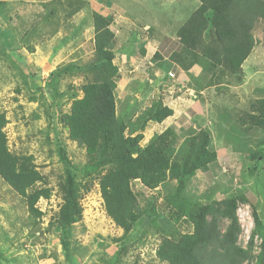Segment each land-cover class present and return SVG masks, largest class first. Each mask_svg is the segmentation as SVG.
<instances>
[{
    "label": "trees",
    "instance_id": "obj_1",
    "mask_svg": "<svg viewBox=\"0 0 264 264\" xmlns=\"http://www.w3.org/2000/svg\"><path fill=\"white\" fill-rule=\"evenodd\" d=\"M198 1L197 8L173 32L179 48L171 52L166 62L159 51L150 60L160 67L167 63V69L177 65L186 71L201 65V79L196 80L194 89L200 92L212 87L216 97L231 99L229 104L235 106L240 99L232 88L245 82L244 65L263 43L254 31L264 22V0ZM8 4L0 0V38L10 32L7 27H19L16 15L7 14ZM92 20V55L84 58L80 54L77 59L59 63L43 86L35 82L30 97L32 102L45 107L48 128L54 131L56 150L63 166L57 183L62 202L45 229L57 234L65 258L69 259L79 250L73 243V227L83 219L81 199L96 183L107 215L124 230L125 236L137 225L152 226V215L141 204V200L146 199L134 188L139 182L150 190L165 188L163 200L171 216L185 218L192 224V231L179 238H175L173 232L160 236L156 247L159 264H264V221L256 210L249 244L247 247L239 244L242 226L237 211L240 203L249 202L246 195L229 193L218 199L213 191L198 196L189 189L199 170L211 173L212 165L217 162L218 152L207 118L198 116L202 120L194 121L197 127H191L181 141L177 131L167 127L143 145L148 123H162L174 110L158 98L139 114V110H135L129 118L119 115L116 90L120 69L115 62L113 17L93 10ZM27 49L31 53L35 51L32 45ZM141 51L146 53L144 47ZM0 53L4 51L0 49ZM10 62L20 68L14 60ZM167 69L166 77L170 76ZM19 73L27 85V76L21 69ZM75 78L81 82L71 83ZM245 104L238 118L243 132L251 135L245 137L242 148L256 162L264 154V97L247 99ZM8 123L6 112H0V177L25 199L32 231L41 224L44 215L38 202L41 198H50L53 188L48 185V177L38 169L32 153H16L10 149ZM63 130L67 131L70 141L84 150L83 162H75L70 156L61 137ZM217 130L225 135L229 144H235L234 135L231 137V133L221 127ZM161 219L164 226L171 222L162 215ZM256 234L261 238L257 254L253 253ZM120 255L121 251L113 253L105 263L120 264ZM0 261L13 264L1 250Z\"/></svg>",
    "mask_w": 264,
    "mask_h": 264
},
{
    "label": "rangeland",
    "instance_id": "obj_2",
    "mask_svg": "<svg viewBox=\"0 0 264 264\" xmlns=\"http://www.w3.org/2000/svg\"><path fill=\"white\" fill-rule=\"evenodd\" d=\"M102 1L108 3V0ZM112 2L124 6L131 14L118 8L123 12L119 21L121 25L125 23L124 25H127L129 30L134 29L135 31H141L143 27H150L152 29L150 34L155 33L158 37L162 36L160 33H166L167 36L173 35L178 26L191 15L199 4L198 0H114ZM92 3L91 0H15L7 6L10 8V10H6L7 14L17 16L16 21L19 27H13V29L7 27V32H10L8 35H1L2 38H0V49L4 51L3 54L0 53V112L5 111L9 119L6 132L10 149L16 153H32L35 156L38 169L48 177V185L53 188L50 198L41 199L38 202L44 215L41 224L35 229L32 228L31 231L29 223L32 221L28 216L25 199L0 177V250L13 264H107L105 259L118 251H121L122 262L120 264H159L156 247L160 236L173 232L174 237L179 238L182 234L192 231V224L185 218L178 219L171 216V212L163 200L166 193L165 188L158 187L150 190L139 182H136L134 188L143 194L146 200H141V204L152 215V226L148 228L137 225L129 235L125 236L124 230L107 215L99 185L96 183L91 191L85 193L81 199L84 208L83 219L73 227V243L75 247L79 246L80 250L78 254H74L77 257L71 255L69 259H66L57 234L45 229L49 221L57 214L62 202L57 183L63 173V166L56 150L54 131L48 128L45 107H40L38 102H32L30 97L32 91L35 90V82L39 83L40 80V85L43 86L51 66L56 65L57 61L59 64L69 61L71 58L77 59L80 54L84 58L92 55L94 35L93 25L89 22L92 19V8H94ZM115 7L113 6V9ZM120 27L125 28L124 26ZM59 29L60 32H58ZM115 29H118V32L120 30L118 27ZM135 31L130 32L132 38L135 36ZM254 34L263 43L257 46L256 52L246 63L248 68L245 66V79L249 78L247 82L252 83L253 80L264 87V22L259 23ZM58 36L63 37L58 39ZM44 38L45 41H43ZM143 38L141 41L144 40ZM10 43L16 44V46L12 48ZM20 43H36L39 44V47H35L34 52L36 53H31L32 51L29 49L18 47L21 46ZM115 49L119 63H121V51L138 56L141 62V66L138 60L129 62V67L135 63L136 67L132 68H137L133 72L137 78L126 88L124 87L126 80H121L116 90L118 113L124 118H129L135 110H139L137 111L139 114L143 108L153 103V100L155 101L151 95L155 90V83L150 79L154 69L149 68L151 65L147 67V59L152 54L145 55L141 48L133 45L128 49L126 47H116ZM151 50L152 48H150V52ZM11 59L15 60L19 69L27 76V85L25 80L20 78L22 74L19 73L18 67L11 64ZM253 65H255V69H253ZM122 67L127 69V64H123ZM37 69L38 72H36ZM195 69L199 71L200 67H195ZM197 71L195 74L198 76V81L201 77L200 73H196ZM187 73L185 77L188 81V75L191 72ZM172 79L173 84H170L166 91L162 88L159 91L156 90L160 93H157L156 97L165 96L169 90L174 95L173 98L177 96L174 99L177 113L171 116L167 123L176 129L181 141L191 128H189V125L191 126L190 114L195 116V112L188 110L190 107L187 106L186 101L189 100L197 110H203L200 115L207 118L218 152L217 162L212 165L211 169L213 179L209 180L210 172L204 173L199 170L192 179L189 189L192 194L198 196H204L205 192L213 191L214 196L218 199L229 193L245 194L249 202L240 203L237 213L242 226L239 244L247 247L255 228V210L264 221V154L255 162L250 159L248 151L245 152L242 148L243 141L251 135V133L243 132L242 122L238 118L241 110L246 108L247 97L244 95V89L242 86L232 88L240 99L234 106L229 104L231 99L228 100L222 96L216 97L215 89L212 87L208 90L203 89L204 93L198 95L197 98L191 97L195 94L194 92L190 94L191 91L187 88L177 89L175 86L176 83L185 85L186 80L182 79L181 75L173 74ZM75 82L79 84L81 81L75 78L71 83ZM256 82L254 84L257 85ZM148 96L150 98L146 100ZM198 99L203 100V103L201 104ZM184 109L188 115L181 111ZM193 117L192 124L194 123ZM201 120L197 119V121ZM164 124L165 122L161 125ZM218 127H221L225 132H230L231 137L234 135L235 144H229L225 135H221V132L217 130ZM157 130L156 128V132ZM61 137L64 138L72 159L75 162H83L85 159L84 150L67 138V131L63 130ZM227 138L229 139L228 136ZM230 146L234 152H231ZM238 156L241 157L238 158ZM206 175L209 177L208 179L205 178ZM147 200L151 202L147 203ZM153 205H155L154 209H152ZM161 215L171 221L168 226L163 225ZM260 245L261 238L256 234L253 238V253L257 254L260 251ZM55 251H59L57 253L61 256L54 257ZM47 255L49 257L45 259ZM87 255L89 256L86 257ZM0 264L6 263L0 261ZM245 264L253 263L245 262Z\"/></svg>",
    "mask_w": 264,
    "mask_h": 264
},
{
    "label": "crops",
    "instance_id": "obj_3",
    "mask_svg": "<svg viewBox=\"0 0 264 264\" xmlns=\"http://www.w3.org/2000/svg\"><path fill=\"white\" fill-rule=\"evenodd\" d=\"M5 1H7V2L10 3V2H14L15 0H5ZM42 1H44V0H42ZM91 1H93V3H92V6H94V8H92L93 10L98 11L102 15H105V16L110 15V16L113 17V21H112V24H111V28L115 31V34H116V36H115V43H114V47L115 48L116 47H120V48L126 47L128 49L132 45L134 47H137L138 46L139 48L144 47L146 49L145 55H148V53H151L152 56L154 55V53L156 51H159L163 55V59H164L165 62L168 60V56L171 54V52L173 50L179 48V42L177 41L176 37L173 36V35L167 36L166 33H160L162 36L161 37H158V36H156L155 33L154 34L151 33L152 34V36H151V34H150V31L152 30L151 28L149 30H146L145 28H147V27H143L144 29L142 28L141 31H135L134 29L129 30L126 27L127 25H124L125 23H123L121 25V23H119V21H120L122 15H123V12L119 11L118 8H120V9H122L124 11H127V13H129V14H130V12H128V10L124 6H122V5L120 6L116 2H112L114 0H108V3L107 2H103L102 0H91ZM113 6H116V7L113 9ZM92 21H93L92 19L89 20V22L91 24H92ZM1 24H2V22L0 21V25ZM120 26H124L125 28L120 27ZM116 27H118L120 29L119 32L117 31L118 29H115ZM143 30H145V31H143ZM60 31L61 30L59 29L58 32H60ZM131 31H133V32L135 31V34H134L135 36L133 38L130 36V34H131L130 32ZM139 35H141L142 38L144 37L143 39L145 41L144 40L141 41L142 38H141V36L139 37ZM62 37L63 36H61V37L58 36V39H61ZM130 39H131V44H130ZM45 40L46 39L44 38L43 41H45ZM20 44H21V46H18V47H22V48H26V49H27V46H29V45H32V46H34L36 48L39 47V44H36V43L35 44H33V43H27V44L20 43ZM15 46H16V44H12V48L15 47ZM150 48H152L151 52H150ZM121 52H122V54H121L122 55V57H121V63H119V61H118L119 58L118 57L115 59V62L117 63V65L119 66V69H120V79L118 81V85H119V82H121V80H126L125 81V86H124L126 88V87H128L130 85V83L132 81L135 80V78H137L133 74V72L136 71L137 68L136 69H133L132 68V67H136L135 66V63L134 64H131L132 67H129L130 66L129 65V62H131L132 60H135V62H137V60H138V63H139L140 66H141V62L139 61V57L138 56H132V54H130V52H125V51L124 52L121 51ZM33 53H36V52H33ZM152 56H150L149 58H151ZM251 56L248 58V60L246 61V63L248 61H250L249 59L251 58ZM149 58L147 59V62H148L147 67L151 64V67H149V68H153L154 69V73H152V75H151L152 77L151 78L148 77V76L147 77L150 78V79H152L153 82L155 83V90L153 91V93L151 95H153V98H155V100L158 99V98H161L163 100L164 104L168 105L169 107H171L174 110V114L177 113V107L175 106V103H174V99H176L177 96H175L176 98H173L174 95L171 94V90L168 91V94L164 92L165 93V96L160 95V96H157L156 97L157 93H159V92H156V90L159 91V89L162 88V90L166 91V89L169 88L170 84H173V79H172L173 78V74L174 75L175 74H179V75H181V78L182 79H185L186 80L185 85H183L181 83H176L175 86H176L177 89L178 88H181V89L187 88L189 91H191L190 94H192V92L195 93L193 96H191V97H195V98H197L198 95H201V93H204V90L203 89L200 90V92H197V90L194 89V84L197 86V84L195 83L194 80H197V78H198V76H196V74H195V71H197L195 69V67H200V70L197 71L196 73H200L201 74V71H202V66L201 65H194L188 71L179 68V66H177V65H175V66L174 65L173 66L171 65V67L168 68L169 69V74L171 76L166 77V75H167V73H166L167 63H165L164 67H160V66H158V64H156V62H153V61L151 62V60H149ZM14 62H15V60H14ZM246 63L244 65V68L246 66ZM48 64H49V61H48ZM123 64H127V69L122 67ZM57 65H58V61H57L56 65L54 64V65L51 66L50 72ZM33 66H34V64H33ZM42 67H44V66H42ZM246 68H248V67L246 66ZM255 68H256L255 65H253V69H255ZM35 69H36V67H35ZM38 69H39V67H38ZM38 69L36 70V72L39 71ZM33 71L35 73V70H33ZM185 72L186 73L187 72H191L192 73V74L190 73L191 75L190 74L188 75L189 76V80L188 81H187V79L185 77V75H186ZM48 74H47V76H48ZM245 75H246V73H245ZM174 79L179 80L178 78H174ZM248 80H249V78L247 80L245 79V82L241 85L242 88L244 89V95L247 97L246 99H250V98H262V97H264V87L260 83H258L256 81H253V80H252V83H249V82H247ZM180 81H182V80H180ZM182 82H184V81H182ZM255 82L257 83V85L254 84ZM190 84H192V85H190ZM205 89L208 90V89H211V87L210 88H205ZM170 96H172V98H170ZM149 98H150V96H148L146 100H148ZM198 100L201 102V104L203 103V100H201V99H198ZM177 103L179 105V98L177 100ZM151 104L152 103H150L148 106H150ZM186 104H187V106L190 107V109H188L189 111L195 112V116L194 117H193L194 114H190L191 115L190 116L191 126L189 125V128L190 127L195 128V127H197V123L194 122L192 124V117H193V121H197V119L200 120V118H198V116H203V115H200V112H203V110L202 109L201 110H197L192 105V102H189V100L186 101ZM139 105L141 107V104H139ZM148 106H146V107H148ZM145 108H143V109H145ZM201 108H202V105H201ZM207 110H208V107H207ZM181 111H183L184 114H187L186 111H185V109L184 110H181ZM168 119L170 120L171 119V116H169L167 119H165L162 123H156V122H152V121L149 122L148 125L146 126L145 131H144V136L145 137H144V140L142 141V144L143 145L146 144L155 133H160L165 128H167V127H172L174 130H176L173 126H171L169 123H167ZM164 122H165V124L162 126L161 124H163ZM156 128L158 129L157 132H156ZM232 146H234V145H232ZM232 146H230V149H231V152H234L232 150ZM240 157L241 156H238V158H240ZM79 251L80 250H78L76 254H78ZM93 251H95V250H93ZM57 252H59V251H55L53 253V256L54 257H56L58 255L61 256V254H59ZM45 253H47V252L45 251ZM89 255H87L86 257H88ZM48 257H49V255H47V257L45 259H47ZM74 257H77V256H74ZM57 262H60V260H57Z\"/></svg>",
    "mask_w": 264,
    "mask_h": 264
},
{
    "label": "clouds",
    "instance_id": "obj_4",
    "mask_svg": "<svg viewBox=\"0 0 264 264\" xmlns=\"http://www.w3.org/2000/svg\"><path fill=\"white\" fill-rule=\"evenodd\" d=\"M149 29H150V27H148L146 30H149ZM113 31H114V30H113ZM114 32H115V31H114ZM41 199H48V198H41ZM41 199H40V200H41ZM38 204H39V203H38Z\"/></svg>",
    "mask_w": 264,
    "mask_h": 264
},
{
    "label": "water",
    "instance_id": "obj_5",
    "mask_svg": "<svg viewBox=\"0 0 264 264\" xmlns=\"http://www.w3.org/2000/svg\"><path fill=\"white\" fill-rule=\"evenodd\" d=\"M41 84V81H39V85Z\"/></svg>",
    "mask_w": 264,
    "mask_h": 264
}]
</instances>
